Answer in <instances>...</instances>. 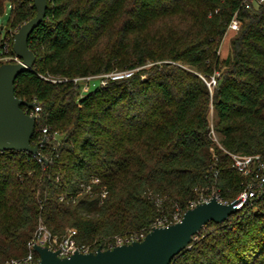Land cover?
I'll return each mask as SVG.
<instances>
[{
    "label": "trees",
    "instance_id": "obj_1",
    "mask_svg": "<svg viewBox=\"0 0 264 264\" xmlns=\"http://www.w3.org/2000/svg\"><path fill=\"white\" fill-rule=\"evenodd\" d=\"M6 5L11 31L36 14L32 0H0V15ZM28 47L36 60L14 92L40 107L38 155L0 152V264L28 254L39 221L58 240L74 229L77 245L106 250L201 193L232 202L245 177L225 151L264 155V2L48 0ZM119 71L132 74L84 92L73 82ZM216 72L210 92L199 75ZM170 264H264V195L207 223Z\"/></svg>",
    "mask_w": 264,
    "mask_h": 264
},
{
    "label": "water",
    "instance_id": "obj_2",
    "mask_svg": "<svg viewBox=\"0 0 264 264\" xmlns=\"http://www.w3.org/2000/svg\"><path fill=\"white\" fill-rule=\"evenodd\" d=\"M36 14L23 23L13 34L12 51L19 58L17 63L0 65V152L17 151L38 155V147L30 143L36 117L21 106L32 109L37 102H27L15 96L14 82L17 76L30 70L36 57L28 47V39L34 29L44 20L48 0H32ZM238 201L228 204L218 202L216 197L187 209L179 222L166 227L152 228L140 241L114 246L95 252H74L59 256V251L34 245L38 255L36 264H170L172 259L186 250L193 237L207 223H222L237 209ZM28 264V263H23Z\"/></svg>",
    "mask_w": 264,
    "mask_h": 264
},
{
    "label": "built area",
    "instance_id": "obj_3",
    "mask_svg": "<svg viewBox=\"0 0 264 264\" xmlns=\"http://www.w3.org/2000/svg\"><path fill=\"white\" fill-rule=\"evenodd\" d=\"M257 4H262L264 0H253ZM10 7V6H9ZM246 7H249L247 4ZM241 22L234 16L227 27V32H237L240 29ZM0 30H5V35L2 36L0 33V63H17L19 62V58L13 53L12 51V44H13V34L18 30L15 29L11 31L9 28H3L0 26ZM12 51V53H10ZM218 54H220V48L218 50ZM132 74V71H119V72H111L102 75L96 76H86L80 78H74L73 82H81L86 90H88L91 82H96L97 85L100 87L105 86L109 80L115 81L122 78H128ZM201 80L205 83L208 90L211 92L214 87L217 85V78L219 73H214L209 79L199 75ZM52 82L62 81L60 79H50ZM83 87V88H84ZM84 90V89H83ZM40 111V107L38 104L32 108L30 115H34L35 117L38 116V112ZM46 132V129L43 130ZM209 135L214 142L219 144L218 137L214 131L213 125H210ZM225 151V150H224ZM228 156L231 158V164L234 170L239 172L245 177V182L243 183L242 191L238 194V196L233 201H238V204L235 205V208L238 210H242L247 206H251L254 200L260 199L264 195V155L260 154H240V153H230L225 151ZM37 156V155H34ZM39 161H42L41 158H38ZM99 179H93L92 184H99ZM91 190L90 185L86 187V192ZM107 191L105 188H101L100 196L101 201L106 197ZM216 197L218 202L223 204H228L230 202H226L222 200L219 196L217 191H212L210 195L199 194L197 199L194 200L190 204V208L194 207L195 205L203 202H207L210 200L211 197ZM183 215H180L178 210H175L170 216L162 215L158 219H156L155 223L153 224L152 228L154 227H166L169 224H173L179 222ZM151 228V229H152ZM76 235V231L74 229H68L63 237L58 240L55 237H52L49 230L46 226L39 221L37 228L35 230L33 238L28 243V254L22 259L11 260L8 264H36L39 261L34 259L33 250L34 245H40L42 247H47L52 251H59V256H69L74 252L79 253H88V252H95L90 251L89 247L86 245H77L74 239ZM145 235L140 236H133V237H117L115 240L114 246L121 245V244H128L133 241H140L144 238ZM113 246V247H114ZM111 247V248H113ZM110 248V249H111Z\"/></svg>",
    "mask_w": 264,
    "mask_h": 264
},
{
    "label": "rangeland",
    "instance_id": "obj_4",
    "mask_svg": "<svg viewBox=\"0 0 264 264\" xmlns=\"http://www.w3.org/2000/svg\"><path fill=\"white\" fill-rule=\"evenodd\" d=\"M9 16H10V11H9V6H4V11L3 13L0 15V26H3V28H8V20H9ZM0 33L2 36L5 35V30H0ZM235 32H227V34L224 35L222 41H221V45H220V57L222 59L226 58L228 56V54L230 53V40L231 38L234 36ZM82 84V92H84L86 90V87H84ZM211 118V117H210ZM213 121V119H212ZM69 228H66L65 231H67ZM121 238H125V237H121ZM16 260V259H14Z\"/></svg>",
    "mask_w": 264,
    "mask_h": 264
}]
</instances>
